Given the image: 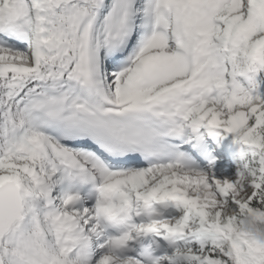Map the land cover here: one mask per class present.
Masks as SVG:
<instances>
[{"label":"snow or ice","instance_id":"obj_1","mask_svg":"<svg viewBox=\"0 0 264 264\" xmlns=\"http://www.w3.org/2000/svg\"><path fill=\"white\" fill-rule=\"evenodd\" d=\"M0 264H264V0H0Z\"/></svg>","mask_w":264,"mask_h":264},{"label":"rangeland","instance_id":"obj_2","mask_svg":"<svg viewBox=\"0 0 264 264\" xmlns=\"http://www.w3.org/2000/svg\"><path fill=\"white\" fill-rule=\"evenodd\" d=\"M225 143H227V142H225ZM236 149H235V146H233V148L231 149V151H235ZM234 168H235V165H233V169L232 170H234Z\"/></svg>","mask_w":264,"mask_h":264},{"label":"bare ground","instance_id":"obj_3","mask_svg":"<svg viewBox=\"0 0 264 264\" xmlns=\"http://www.w3.org/2000/svg\"><path fill=\"white\" fill-rule=\"evenodd\" d=\"M220 171L223 172V169H221Z\"/></svg>","mask_w":264,"mask_h":264}]
</instances>
